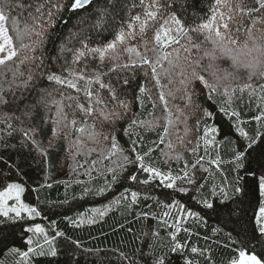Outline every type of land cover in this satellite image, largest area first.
Instances as JSON below:
<instances>
[{
    "label": "snow or ice",
    "instance_id": "6c2138e0",
    "mask_svg": "<svg viewBox=\"0 0 264 264\" xmlns=\"http://www.w3.org/2000/svg\"><path fill=\"white\" fill-rule=\"evenodd\" d=\"M0 264H264V0H0Z\"/></svg>",
    "mask_w": 264,
    "mask_h": 264
},
{
    "label": "trees",
    "instance_id": "16d2710c",
    "mask_svg": "<svg viewBox=\"0 0 264 264\" xmlns=\"http://www.w3.org/2000/svg\"><path fill=\"white\" fill-rule=\"evenodd\" d=\"M118 240H119V237H116V236L112 237V239L110 241H104L103 238H101L99 243H101V244H115Z\"/></svg>",
    "mask_w": 264,
    "mask_h": 264
}]
</instances>
